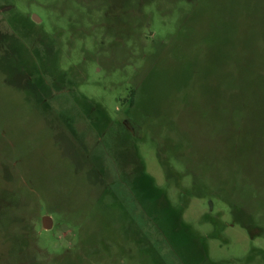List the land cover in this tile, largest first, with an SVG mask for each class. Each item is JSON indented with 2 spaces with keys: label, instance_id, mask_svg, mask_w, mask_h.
I'll use <instances>...</instances> for the list:
<instances>
[{
  "label": "rangeland",
  "instance_id": "1",
  "mask_svg": "<svg viewBox=\"0 0 264 264\" xmlns=\"http://www.w3.org/2000/svg\"><path fill=\"white\" fill-rule=\"evenodd\" d=\"M0 264H264V0H0Z\"/></svg>",
  "mask_w": 264,
  "mask_h": 264
},
{
  "label": "water",
  "instance_id": "2",
  "mask_svg": "<svg viewBox=\"0 0 264 264\" xmlns=\"http://www.w3.org/2000/svg\"><path fill=\"white\" fill-rule=\"evenodd\" d=\"M35 19H36V17H35ZM42 224L45 228H49L52 225L51 218L47 215L43 216Z\"/></svg>",
  "mask_w": 264,
  "mask_h": 264
},
{
  "label": "trees",
  "instance_id": "3",
  "mask_svg": "<svg viewBox=\"0 0 264 264\" xmlns=\"http://www.w3.org/2000/svg\"><path fill=\"white\" fill-rule=\"evenodd\" d=\"M129 99V98H128ZM130 103L133 104L134 103V91L131 90L130 92Z\"/></svg>",
  "mask_w": 264,
  "mask_h": 264
},
{
  "label": "flooded vegetation",
  "instance_id": "4",
  "mask_svg": "<svg viewBox=\"0 0 264 264\" xmlns=\"http://www.w3.org/2000/svg\"><path fill=\"white\" fill-rule=\"evenodd\" d=\"M5 8V6L4 7H2V10ZM5 11H6V9H4Z\"/></svg>",
  "mask_w": 264,
  "mask_h": 264
}]
</instances>
